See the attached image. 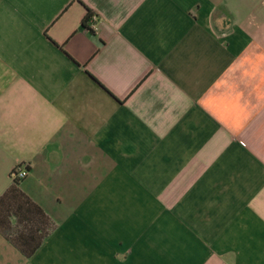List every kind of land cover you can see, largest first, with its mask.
<instances>
[{
	"label": "crops",
	"instance_id": "crops-1",
	"mask_svg": "<svg viewBox=\"0 0 264 264\" xmlns=\"http://www.w3.org/2000/svg\"><path fill=\"white\" fill-rule=\"evenodd\" d=\"M20 164L56 226L0 264H264V0H0Z\"/></svg>",
	"mask_w": 264,
	"mask_h": 264
},
{
	"label": "trees",
	"instance_id": "trees-1",
	"mask_svg": "<svg viewBox=\"0 0 264 264\" xmlns=\"http://www.w3.org/2000/svg\"><path fill=\"white\" fill-rule=\"evenodd\" d=\"M93 12L88 9L84 26ZM28 174L30 167H27ZM13 183L0 198V233L27 258H31L55 229V223L23 190L24 179L12 173Z\"/></svg>",
	"mask_w": 264,
	"mask_h": 264
},
{
	"label": "built area",
	"instance_id": "built-area-1",
	"mask_svg": "<svg viewBox=\"0 0 264 264\" xmlns=\"http://www.w3.org/2000/svg\"><path fill=\"white\" fill-rule=\"evenodd\" d=\"M97 22H98L97 16L93 15L91 20H90V22H89L91 30H93V31H97L98 30ZM27 167H28V165L22 164L21 166L16 168V173H17V176L19 178L24 179V178H26L28 176Z\"/></svg>",
	"mask_w": 264,
	"mask_h": 264
},
{
	"label": "rangeland",
	"instance_id": "rangeland-1",
	"mask_svg": "<svg viewBox=\"0 0 264 264\" xmlns=\"http://www.w3.org/2000/svg\"><path fill=\"white\" fill-rule=\"evenodd\" d=\"M21 165H22V164H20L19 166H21ZM19 166H18V167H19ZM16 168H17V167H16Z\"/></svg>",
	"mask_w": 264,
	"mask_h": 264
}]
</instances>
